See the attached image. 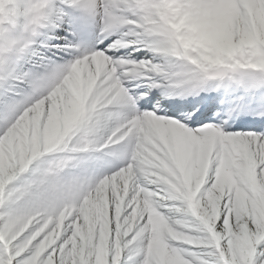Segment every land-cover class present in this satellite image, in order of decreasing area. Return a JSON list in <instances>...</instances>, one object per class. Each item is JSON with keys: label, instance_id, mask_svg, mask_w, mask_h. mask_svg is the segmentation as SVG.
I'll use <instances>...</instances> for the list:
<instances>
[{"label": "snow or ice", "instance_id": "1", "mask_svg": "<svg viewBox=\"0 0 264 264\" xmlns=\"http://www.w3.org/2000/svg\"><path fill=\"white\" fill-rule=\"evenodd\" d=\"M0 264H264V0H0Z\"/></svg>", "mask_w": 264, "mask_h": 264}, {"label": "clouds", "instance_id": "2", "mask_svg": "<svg viewBox=\"0 0 264 264\" xmlns=\"http://www.w3.org/2000/svg\"><path fill=\"white\" fill-rule=\"evenodd\" d=\"M5 22H12V21H10L7 17L0 19V23H5Z\"/></svg>", "mask_w": 264, "mask_h": 264}]
</instances>
